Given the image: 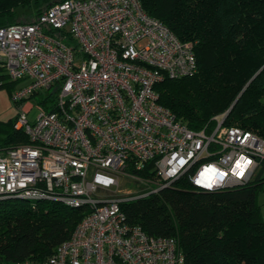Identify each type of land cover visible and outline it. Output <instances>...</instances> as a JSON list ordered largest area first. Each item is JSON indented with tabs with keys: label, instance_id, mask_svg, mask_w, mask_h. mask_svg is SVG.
Instances as JSON below:
<instances>
[{
	"label": "built area",
	"instance_id": "1",
	"mask_svg": "<svg viewBox=\"0 0 264 264\" xmlns=\"http://www.w3.org/2000/svg\"><path fill=\"white\" fill-rule=\"evenodd\" d=\"M0 67L26 81L11 99L14 127L29 139L0 152V199L88 211L45 261L0 264H182L177 238L128 223L120 203L187 173L197 190L245 185L264 164V138L223 125L224 117L193 131L159 104L155 85L192 76L197 64L193 43L140 0H62L33 21L0 26ZM146 167L145 176L131 172ZM121 176L143 183V192L124 198Z\"/></svg>",
	"mask_w": 264,
	"mask_h": 264
},
{
	"label": "trees",
	"instance_id": "2",
	"mask_svg": "<svg viewBox=\"0 0 264 264\" xmlns=\"http://www.w3.org/2000/svg\"><path fill=\"white\" fill-rule=\"evenodd\" d=\"M140 1L149 16L181 41L193 43L197 64L192 76L164 77L155 85L159 104L193 131L210 130L216 116L227 112L223 125L264 138V0ZM14 16V7L0 0V26L19 22ZM228 44L225 56L217 54V47ZM221 57L243 59L246 69L227 80L223 67L215 70ZM15 82L0 67V88ZM52 95L38 96V102L52 101ZM14 121L15 116L0 118V152L29 143ZM147 168L131 172L145 176ZM262 175L264 164L245 185L205 191L194 188L187 173L158 193L120 206L127 222L147 234L177 238L182 264H264V219L257 199ZM87 213L86 206L58 201L0 199V263L45 261Z\"/></svg>",
	"mask_w": 264,
	"mask_h": 264
},
{
	"label": "rangeland",
	"instance_id": "3",
	"mask_svg": "<svg viewBox=\"0 0 264 264\" xmlns=\"http://www.w3.org/2000/svg\"><path fill=\"white\" fill-rule=\"evenodd\" d=\"M12 1L14 0H7V2L12 5L15 9V19L14 22H29L33 21L37 18V14L44 9V7H47L51 5L52 3H55L58 0H16L14 4H12ZM231 48V45L228 44L226 47L219 46L216 49L217 54H224L228 49ZM218 62L221 64L218 68H215V70L222 68L225 71L226 79H232L236 76L238 73H243V71L246 69L247 62L243 59H238L232 62L225 61V57H221ZM218 71V70H217ZM216 72V71H215ZM217 74V72L215 73ZM214 74V75H215ZM211 72L209 71L206 74L207 76H210ZM8 80H10L8 78ZM239 80V78H238ZM26 84V81L20 80L12 85H10V88L3 87L0 88V118L1 119H8L10 117H14L16 115V106L15 102L11 99V92L17 88L23 87ZM30 103H32L31 109H29V113L27 114V117L30 121H33L39 110L37 106L35 105V98H32L29 100ZM227 112L217 115V119H221L225 117ZM234 123L239 124L237 121H234ZM264 176V175H262ZM143 183H138L137 181H132L128 178H123L122 176L119 178V190L124 198L133 197L134 195H138L139 193L143 192L144 189ZM258 205H259V211L261 214L262 219H264V181H262L261 187L258 192ZM25 203L29 204V202L24 201Z\"/></svg>",
	"mask_w": 264,
	"mask_h": 264
},
{
	"label": "crops",
	"instance_id": "4",
	"mask_svg": "<svg viewBox=\"0 0 264 264\" xmlns=\"http://www.w3.org/2000/svg\"><path fill=\"white\" fill-rule=\"evenodd\" d=\"M3 120H5V119H3Z\"/></svg>",
	"mask_w": 264,
	"mask_h": 264
}]
</instances>
